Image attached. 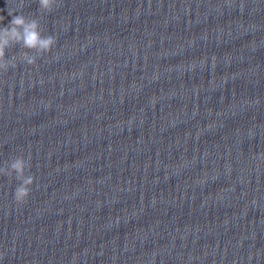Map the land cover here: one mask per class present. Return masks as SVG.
<instances>
[{
	"label": "clouds",
	"instance_id": "obj_1",
	"mask_svg": "<svg viewBox=\"0 0 264 264\" xmlns=\"http://www.w3.org/2000/svg\"><path fill=\"white\" fill-rule=\"evenodd\" d=\"M41 13H51L58 0H36ZM20 4L19 8H22ZM17 12V11H16ZM15 12V13H16ZM11 20L6 26L3 25L4 18H0V72H7L9 68H15L18 61L35 66L37 59L51 52L56 44L53 35H44L39 19L26 16L23 12L19 14L9 13ZM19 45L22 51L19 56L13 54L10 58L6 56L8 49ZM30 157L23 155L15 156L10 162L5 161L0 167V176L14 178L19 182L14 190V201L17 205L26 203L31 194V186L34 184V176L27 172L30 169Z\"/></svg>",
	"mask_w": 264,
	"mask_h": 264
}]
</instances>
